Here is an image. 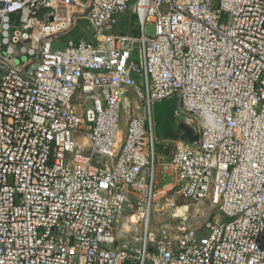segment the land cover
<instances>
[{
  "label": "built area",
  "instance_id": "obj_1",
  "mask_svg": "<svg viewBox=\"0 0 264 264\" xmlns=\"http://www.w3.org/2000/svg\"><path fill=\"white\" fill-rule=\"evenodd\" d=\"M77 17L91 37L53 49ZM171 96L196 138L161 163L170 189L223 219L155 235L151 106ZM128 260L264 264V0H0V264Z\"/></svg>",
  "mask_w": 264,
  "mask_h": 264
},
{
  "label": "rangeland",
  "instance_id": "obj_2",
  "mask_svg": "<svg viewBox=\"0 0 264 264\" xmlns=\"http://www.w3.org/2000/svg\"><path fill=\"white\" fill-rule=\"evenodd\" d=\"M129 14L122 16L126 21ZM126 24H118L114 31L126 30ZM146 34L153 33V26H145ZM92 28L87 18L77 17L71 30L55 37L53 49H62L67 41L91 37ZM136 55L134 59H136ZM132 97H134L132 93ZM135 103V100H133ZM138 103V102H136ZM151 113L154 123L155 155H156V200L150 219V230L158 235L159 230L166 224L184 227H204L207 222L222 220L223 216L218 211L217 205H213L210 199L191 201L170 189L172 176L163 171L162 162H167L173 151L175 141L181 139L193 142L196 138L195 131L184 122V112L177 97L171 96L153 102ZM126 114L122 116L121 127L125 129ZM77 138L76 134H73ZM186 205V209L180 213L178 207ZM228 220L225 218L224 221ZM132 261V260H131Z\"/></svg>",
  "mask_w": 264,
  "mask_h": 264
},
{
  "label": "clouds",
  "instance_id": "obj_3",
  "mask_svg": "<svg viewBox=\"0 0 264 264\" xmlns=\"http://www.w3.org/2000/svg\"><path fill=\"white\" fill-rule=\"evenodd\" d=\"M202 127L207 129L213 137H219L225 134L226 127L223 121L211 109L205 107L201 109Z\"/></svg>",
  "mask_w": 264,
  "mask_h": 264
},
{
  "label": "trees",
  "instance_id": "obj_4",
  "mask_svg": "<svg viewBox=\"0 0 264 264\" xmlns=\"http://www.w3.org/2000/svg\"><path fill=\"white\" fill-rule=\"evenodd\" d=\"M123 21H121V24H123L122 23ZM122 31H126V30H122ZM125 264H136V262H135V260H128V261H126V263Z\"/></svg>",
  "mask_w": 264,
  "mask_h": 264
},
{
  "label": "bare ground",
  "instance_id": "obj_5",
  "mask_svg": "<svg viewBox=\"0 0 264 264\" xmlns=\"http://www.w3.org/2000/svg\"><path fill=\"white\" fill-rule=\"evenodd\" d=\"M178 209H180V213H181L182 211H184L186 209V205L180 206V207H178Z\"/></svg>",
  "mask_w": 264,
  "mask_h": 264
},
{
  "label": "crops",
  "instance_id": "obj_6",
  "mask_svg": "<svg viewBox=\"0 0 264 264\" xmlns=\"http://www.w3.org/2000/svg\"><path fill=\"white\" fill-rule=\"evenodd\" d=\"M178 140V139H177ZM162 163H164V162H162Z\"/></svg>",
  "mask_w": 264,
  "mask_h": 264
}]
</instances>
